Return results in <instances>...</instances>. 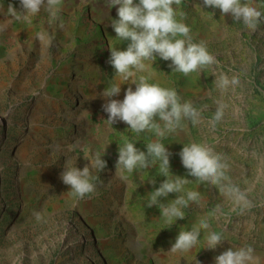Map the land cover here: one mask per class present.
Segmentation results:
<instances>
[{"label": "rangeland", "instance_id": "rangeland-1", "mask_svg": "<svg viewBox=\"0 0 264 264\" xmlns=\"http://www.w3.org/2000/svg\"><path fill=\"white\" fill-rule=\"evenodd\" d=\"M242 3L264 12L259 0ZM173 6L190 28L191 42L203 43L215 63L184 74L159 57L145 61L137 81L145 76L174 89L198 113L195 122L182 117L158 137L149 130L134 133L123 121H106L103 89L122 84L113 98L123 99L131 83L108 63L110 48L127 46L111 28L116 8L108 0H58L55 19L45 2L27 20L19 0H0V264H214L229 247L248 246L258 258L255 264H264V16L249 30L204 8L203 0ZM221 77L235 80V86L221 90ZM217 111L221 118L213 122ZM156 139L171 153L172 173L188 180L183 192L198 194V202L181 209L184 219L173 224L160 209L182 193L147 206L165 179L159 161L149 157L146 168L115 173L119 145L130 140L146 150ZM193 143L226 164L221 183L186 176L179 152ZM88 148L107 166L92 170L95 191L78 198L60 174L66 159L80 168L89 164L83 157ZM231 186L245 194L247 206L226 194ZM201 219L209 223L207 231L222 234L220 246L203 248L202 231L190 252L168 250L179 231H190Z\"/></svg>", "mask_w": 264, "mask_h": 264}, {"label": "clouds", "instance_id": "clouds-1", "mask_svg": "<svg viewBox=\"0 0 264 264\" xmlns=\"http://www.w3.org/2000/svg\"><path fill=\"white\" fill-rule=\"evenodd\" d=\"M23 19L39 13L41 7L47 2L49 16L55 19L58 9L55 7L58 0H19ZM180 0H108L109 7L116 8V17L111 21V28L115 36L127 41L126 48H110L108 63L114 68L115 73L122 81H131L125 90L123 99H114L121 92L122 84H112L103 89L101 95L105 98L102 105L107 113L106 121L111 125L123 121L134 133L145 130L154 131L156 135L163 136L165 129L171 131L182 117L195 118L198 113L190 102L181 103L174 89L161 87L159 84L147 82V77L136 78L138 71L144 70L146 60L155 61L157 57L170 61L172 71L188 74L205 65L215 63L214 57L208 52L203 43H193L189 36L190 28L177 19L174 4ZM264 5V0H259ZM204 8L219 10L220 14L228 15L233 22H240L246 29L255 30L264 16L260 8L242 0H203ZM9 11L17 17V10L10 6ZM178 36L184 38H177ZM37 38L43 40L44 34L37 33ZM135 85V88L131 85ZM235 86L236 81H229L221 77L218 87L223 90L229 85ZM158 117V120H157ZM221 118L217 111L213 122ZM163 122V126L159 123ZM171 153L159 139L146 145V150H141L130 140L119 145L118 157L115 163V173L123 176L137 168H146L151 162H160V172L165 179L150 194L148 207L158 205L161 197L169 194L182 193L175 196L166 206L160 209L165 222L173 224L183 220L181 209L188 206V202H198V194L183 192V186L188 183L184 176L172 173L170 165ZM182 167L186 176L199 182L219 184L225 178L226 164L221 157L211 150L198 144L183 145L179 152ZM89 161L83 168L77 167L76 162L65 160L60 178L65 185L70 186L68 192L78 198H84L95 191L93 169L102 171L107 166V161L102 155L94 153L91 148L83 154ZM149 157L153 160L150 162ZM226 194L233 196L237 204L247 206L245 194L235 186L228 187ZM39 216V214H37ZM210 225L206 219L199 220L190 231H179L169 247L171 252H190L201 239L204 231V247L214 250L224 240L222 234L216 231H207ZM257 257L253 249L248 247L232 248L221 252L214 257V264H255Z\"/></svg>", "mask_w": 264, "mask_h": 264}, {"label": "bare ground", "instance_id": "bare-ground-1", "mask_svg": "<svg viewBox=\"0 0 264 264\" xmlns=\"http://www.w3.org/2000/svg\"><path fill=\"white\" fill-rule=\"evenodd\" d=\"M8 124H10V118H8ZM23 152V150H21V153ZM103 246H101V248H102ZM257 251V249H255L254 250V252H256ZM96 259H99V256L96 258Z\"/></svg>", "mask_w": 264, "mask_h": 264}]
</instances>
